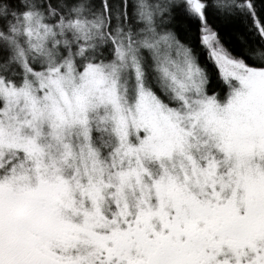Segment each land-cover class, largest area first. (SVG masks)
Masks as SVG:
<instances>
[{
  "label": "snow or ice",
  "instance_id": "obj_1",
  "mask_svg": "<svg viewBox=\"0 0 264 264\" xmlns=\"http://www.w3.org/2000/svg\"><path fill=\"white\" fill-rule=\"evenodd\" d=\"M0 264H264V0H0Z\"/></svg>",
  "mask_w": 264,
  "mask_h": 264
}]
</instances>
